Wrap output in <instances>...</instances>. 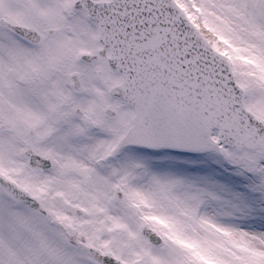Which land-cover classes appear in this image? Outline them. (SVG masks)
Instances as JSON below:
<instances>
[{"label":"snow or ice","instance_id":"obj_1","mask_svg":"<svg viewBox=\"0 0 264 264\" xmlns=\"http://www.w3.org/2000/svg\"><path fill=\"white\" fill-rule=\"evenodd\" d=\"M0 264H264V0H0Z\"/></svg>","mask_w":264,"mask_h":264}]
</instances>
